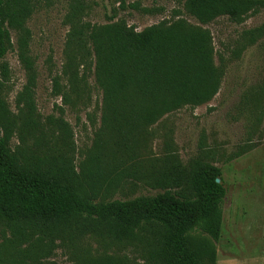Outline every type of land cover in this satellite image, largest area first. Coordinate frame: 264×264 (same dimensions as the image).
Wrapping results in <instances>:
<instances>
[{
	"label": "trees",
	"instance_id": "16d2710c",
	"mask_svg": "<svg viewBox=\"0 0 264 264\" xmlns=\"http://www.w3.org/2000/svg\"><path fill=\"white\" fill-rule=\"evenodd\" d=\"M176 1L201 27L179 19L180 12L174 13L175 21L140 32L124 21L112 23L114 12L110 23L90 26L79 19L85 1H69L64 74H69V88L76 93L72 67L83 66L93 56L94 79L102 94L95 151L76 168L65 156H38L26 148L29 141L39 148L45 140L34 102L36 75L26 23L51 9L54 0H0V264H44L57 250L70 256L69 264H217L215 243L226 189L215 152L205 150L182 165L168 149L157 163L145 167L137 151L147 128L217 95L224 69L215 65L212 36L202 27L219 18L242 25L264 10V0ZM130 7L138 10V4ZM13 32L26 75L14 98L15 113L6 100L9 69L3 62ZM263 36L264 24L242 32L241 39L251 47ZM262 86L264 80L242 93L244 115L249 111L254 116L250 109L264 102ZM53 91L69 103L58 78ZM48 121L65 145L72 138L67 123L61 118ZM255 148L247 140L223 163ZM105 149H111L106 158ZM138 184L154 194L113 199ZM100 198L106 200L94 202ZM85 241L95 242L102 252L93 253ZM114 247L137 249L142 262L106 253Z\"/></svg>",
	"mask_w": 264,
	"mask_h": 264
},
{
	"label": "rangeland",
	"instance_id": "374dc122",
	"mask_svg": "<svg viewBox=\"0 0 264 264\" xmlns=\"http://www.w3.org/2000/svg\"><path fill=\"white\" fill-rule=\"evenodd\" d=\"M69 1L54 0L51 9L40 11L26 23L31 33L29 54L36 75L34 102L45 136L43 146L34 148V141H29L26 148L38 156H65L78 168L95 151L96 134L101 125L102 94L94 79L93 56L87 57L83 66L72 67L77 73L76 93H71L69 74H64L67 64L65 43L70 30L64 16ZM84 1L87 8L79 19L90 26L110 23L109 17L114 12L116 18L112 23L124 21L140 32L163 21H175L174 13L180 12L179 19L185 20L189 26L201 27L183 13L176 0H123L122 8L121 0ZM133 4H138V10L130 7ZM263 24L264 10L239 26L219 18L202 27L212 36L215 65L224 69L217 95L203 106L184 107L147 128L137 151L139 163L145 167L157 163L168 149L182 165L205 150L215 152L216 167L221 170L226 189L221 234L215 243L217 264H264V102L250 109L255 117L249 116V111L243 114L245 105L241 102L244 91L257 88L264 80V36L247 47L241 34ZM15 40L13 32L12 48L3 60L9 69L6 100L12 113L16 112L14 98L26 83L25 72L17 58ZM87 50L90 51L89 45ZM55 78H58L62 93L68 94L69 103L54 94ZM256 117L259 118L258 124H254ZM48 118H61L67 123L72 138L65 145L59 140L58 132L50 126ZM247 140L256 148L224 164L223 160ZM17 144L14 136L11 145L15 147ZM110 150H102L105 158L109 157ZM152 194L154 192L138 184L125 188L122 193L117 192L113 199ZM103 200L106 198L94 202ZM85 246L93 253L102 252L95 242L85 241ZM106 253L142 262L135 248L114 247ZM69 263L70 256L57 250L44 264Z\"/></svg>",
	"mask_w": 264,
	"mask_h": 264
},
{
	"label": "water",
	"instance_id": "95a60500",
	"mask_svg": "<svg viewBox=\"0 0 264 264\" xmlns=\"http://www.w3.org/2000/svg\"><path fill=\"white\" fill-rule=\"evenodd\" d=\"M217 183H219V180H216Z\"/></svg>",
	"mask_w": 264,
	"mask_h": 264
}]
</instances>
